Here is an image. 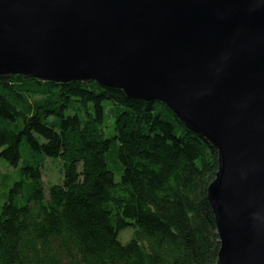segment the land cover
<instances>
[{
  "label": "trees",
  "instance_id": "1",
  "mask_svg": "<svg viewBox=\"0 0 264 264\" xmlns=\"http://www.w3.org/2000/svg\"><path fill=\"white\" fill-rule=\"evenodd\" d=\"M0 157L20 175L2 182L0 264L217 262V151L161 101L95 80L0 75ZM45 158L62 162L48 187Z\"/></svg>",
  "mask_w": 264,
  "mask_h": 264
},
{
  "label": "water",
  "instance_id": "2",
  "mask_svg": "<svg viewBox=\"0 0 264 264\" xmlns=\"http://www.w3.org/2000/svg\"><path fill=\"white\" fill-rule=\"evenodd\" d=\"M158 100L217 151L216 264H264V0H0V75Z\"/></svg>",
  "mask_w": 264,
  "mask_h": 264
},
{
  "label": "rangeland",
  "instance_id": "3",
  "mask_svg": "<svg viewBox=\"0 0 264 264\" xmlns=\"http://www.w3.org/2000/svg\"><path fill=\"white\" fill-rule=\"evenodd\" d=\"M108 101H105V119H104V129L107 135H112L114 133V127H113V120L110 118L109 114V106H107ZM2 157H0V195L2 192V188H4L2 182H5L7 184L8 188L11 186V184L17 180L20 179V175L17 172V168L14 169L13 166L8 165L5 160ZM61 164L62 162L57 158H45L42 164V174H43V180L46 187H48L50 184L57 183L61 181L62 179V172H61ZM5 174H10V176L6 179ZM116 179L118 178V173L115 174ZM3 203V202H2ZM1 203V204H2ZM134 227L132 225H127L125 228L120 230L118 232V239L122 243H126L129 241V239L132 237Z\"/></svg>",
  "mask_w": 264,
  "mask_h": 264
},
{
  "label": "bare ground",
  "instance_id": "4",
  "mask_svg": "<svg viewBox=\"0 0 264 264\" xmlns=\"http://www.w3.org/2000/svg\"><path fill=\"white\" fill-rule=\"evenodd\" d=\"M105 113H106V111H105ZM104 117H105V116H104ZM216 233H217V231H216ZM217 235H218V233H217ZM218 239H219V236H218ZM218 239H217V240H218ZM218 242H219V240H218ZM217 259H218V257H217Z\"/></svg>",
  "mask_w": 264,
  "mask_h": 264
}]
</instances>
